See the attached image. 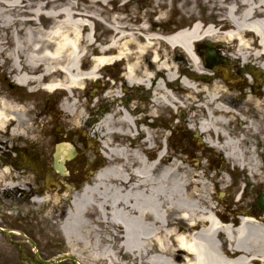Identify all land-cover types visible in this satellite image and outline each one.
<instances>
[{
  "label": "bare ground",
  "instance_id": "obj_1",
  "mask_svg": "<svg viewBox=\"0 0 264 264\" xmlns=\"http://www.w3.org/2000/svg\"><path fill=\"white\" fill-rule=\"evenodd\" d=\"M120 1L126 6V0ZM157 1V7L160 8L161 3ZM103 2L106 3L107 0H96L95 3L101 5ZM208 2L213 3L214 10L224 12V19L217 23L218 29L214 26L203 27L197 23L194 28L166 39L157 32L159 20L152 26L143 25L142 33L134 34L122 30L118 23L119 17H116L112 27L113 37L108 45H101L91 40V34L85 39V32L91 30L90 17L75 13L70 7L61 5L59 0H0V27L13 44L8 57L12 65L10 73H15L12 82L36 92L41 86L51 94H70L64 103V111L77 118L79 90L84 88V84L99 77L98 72L102 68L126 61V87L154 88L150 115L155 117V123L158 124L163 107L178 109L177 103L181 102L172 91L175 89L178 71L168 63V53L160 56L156 45L166 43L173 49L180 48L201 75L196 77L189 74L186 79L181 78L184 86L192 92L189 96L193 101L189 106L188 120L193 123L191 126L197 131L198 138L202 135L206 144L222 151L234 166L251 173L253 179L264 182V141L258 140L255 135L261 126L247 119L245 114H240L239 108L236 110L231 107L230 96L227 92L224 95L223 89H231L230 86L225 82H218L215 75L210 79L204 76L208 73L202 66V59L199 58L201 55L198 51L195 55L191 46L196 45L198 50L197 42L208 40L212 50L216 51L220 38L224 37L238 44L237 56L241 62L262 60L264 0ZM12 11L22 12L23 16L16 18ZM93 13V17L99 16L96 11ZM252 33L258 41L257 49L253 47L251 39H247ZM77 42L80 45L85 43V49H93L98 54L92 71L88 73H85V66L79 64ZM1 51L3 52V48ZM218 58L221 63H228L221 56ZM260 68L264 70V60L260 63ZM255 73L260 71L256 70ZM164 74L166 77L161 78ZM197 78L214 84L212 91L209 88L202 89L205 97L200 103L197 98L202 95V90L190 80ZM257 91V88L254 89L253 94L256 95ZM193 93L196 95L194 98ZM120 96V87L116 85L112 97L116 107L114 116L120 115L118 122L114 121L113 115H108L106 123H100L95 132L102 139L104 156L110 161L119 159L121 162L98 173L90 187H84L79 195L75 194L62 221L52 214L48 217L62 231L72 254L78 257L81 264L264 263L262 219L257 220L250 211L241 212L243 216L238 219L239 222L236 213L231 214V217L222 215L210 199L211 189L205 182L206 176H198L177 161L169 162L164 143L159 151L156 150L153 161L141 149L130 150L127 146L113 144L111 137L116 134L126 137L130 142H136V134L141 130L145 134L144 150L154 153V139L160 138L159 130L153 133L146 126L138 127V123H146V119L142 117L144 107H141L140 115L132 109L118 110ZM242 97L244 99L247 96L242 94ZM199 118L200 121H197ZM235 123H238L239 132L243 136L234 137L228 132V127L234 128ZM32 127L28 108L15 105L8 98L2 97L0 147L8 146L13 140L28 137ZM248 133L258 142L256 147L250 145L247 153L242 146ZM7 137L10 138L8 141ZM40 140L35 138L33 143ZM62 142H55L56 161L62 163L64 171H67L66 162L70 159L73 148H76ZM17 152L20 157L24 154L26 160L29 158L26 151L17 149ZM56 171L59 173L57 169ZM24 180L14 171L4 169L0 172V195L2 191L18 192L22 183L31 186V177H24ZM52 180L48 179V186ZM225 182L227 183L223 179L222 183ZM40 192L36 190L37 194ZM56 196L58 195L42 199L36 196L32 202L35 205L55 203ZM230 222H238V227L234 229L228 224ZM99 227L107 229L104 250L97 232ZM194 229L198 230L193 233ZM8 231L20 235V232L13 229ZM74 243L80 247L79 253ZM0 253L7 254L1 243Z\"/></svg>",
  "mask_w": 264,
  "mask_h": 264
},
{
  "label": "rangeland",
  "instance_id": "obj_2",
  "mask_svg": "<svg viewBox=\"0 0 264 264\" xmlns=\"http://www.w3.org/2000/svg\"><path fill=\"white\" fill-rule=\"evenodd\" d=\"M126 1L127 4L124 6L123 1L120 0H107L101 5L96 4V0H59L61 5L70 7L75 13L87 14L90 17L88 19L91 22V30L85 32V39L91 34V40L101 45H108L113 37L114 30L112 27L116 17H119L120 22L118 21V23L122 30L134 34L142 33L143 25L152 26L159 20L160 26L156 29L158 34L164 37L181 28L192 26L196 21H201L206 25L212 24L218 29V21L224 19V12L214 10L212 8L213 3L208 2V0H159L160 8L157 7V0ZM93 11L99 15L97 18L92 16ZM12 13L16 18L23 16V13L19 11H12ZM247 39H251L253 47L257 49L256 38L251 35ZM219 41L221 42L217 49L223 53L225 58H228V63H222V68L213 74L211 70L205 67V51L209 47L207 43L201 42L198 46V53L202 56V66L206 73L217 76L218 82H225L230 86L231 89L228 87L223 89L224 95L227 92L230 96L231 107L236 110L239 108L240 114H245L247 119L261 126L260 131L254 133L259 140L261 139L260 136L264 135V91L258 89L256 95L253 94V91L254 85H264L261 76L255 73L256 70L260 71V63L264 58L257 61L250 59L249 63H243L237 56L239 53L237 43L230 42L224 37L220 38ZM1 48H3V52ZM76 48L80 58V66H85V71L91 69L98 54L94 53L93 49H85V43L80 45L77 42ZM156 48L161 57L168 53V63L176 67L178 74L201 76L182 49H173L166 43H158ZM12 49L13 44L10 37L8 40L0 27V101L2 97L8 98L15 105L27 107L33 127L28 137L13 140L8 146L2 145V148L0 147V172L7 168L14 171L23 180L24 177H31L32 180L31 186L22 183V188L18 192H1L0 243L1 247H5L7 254H4L5 252L0 253V264H81L78 257L73 255L67 246L62 231L58 229L56 224H52L48 217L52 214L62 221L72 197L75 194L79 195L84 187H90L97 172L100 173L104 169L121 162L119 159L110 161L100 153L102 142L99 141L100 137L95 130L100 123H106L108 115L114 116L116 113L112 97L116 86L113 84V78H121L119 73L125 72L127 62L107 66L98 72L99 77H96V80L87 81L84 84V88L79 90L78 117L74 118L64 111V107L60 103L63 100L62 97L68 96V93L51 94L42 90L41 86V90L39 88L37 92H30L27 87L18 86L12 82L15 73H10L12 65L8 58ZM134 50L132 49V51ZM238 71L255 73L257 80L252 74H249V78H247L242 76L244 73L238 74ZM204 76L207 79L214 77L208 74H204ZM165 77L166 74L161 76V78ZM236 77L240 80L234 82L233 79ZM190 80L198 84L200 90L203 88L213 90L214 84L209 80L205 82L198 78L197 80ZM46 82L48 83V81ZM174 88L172 91L176 93L181 103H177L178 109L174 110L163 107L158 124L155 123V117L150 115L152 111L151 91L142 89L140 97L143 101L149 100V103H145L142 116L146 119V123H138V127L146 126L153 133L159 130L160 138L155 137L154 139V153L144 150L145 134L141 130L136 134L138 136L136 142H130L126 137L116 134L111 137L113 144L127 146L130 150L141 149L144 151V155L153 161L156 158V150L159 151L166 141L168 145L166 157L169 162L177 161L181 166L188 167L191 172H195L198 176H206L205 182L211 189L210 199L213 201V205L219 208L222 215L231 217V214L234 213L239 215L241 212L250 211L257 220L264 218V213L259 211L256 205L259 195L264 193V182L253 179L251 173L236 165L234 166L230 160L224 157L222 151L202 143V135L199 138L196 137L197 131L191 126L193 123L188 120L189 106L193 101L189 99V96L192 95V92L182 84L180 79L175 82ZM133 91L134 94L137 93L135 90ZM134 94L125 98L126 101L121 94L118 98L120 101L119 111L125 108V104L131 103L135 109L139 107L140 102L137 101L139 99ZM201 94L197 98L199 103L203 102L205 97L203 90ZM242 94L247 97L243 99ZM195 96L193 93L192 97ZM135 98H137V102L132 101ZM119 116H114L116 123ZM200 118L197 121H200ZM239 131L238 123H235L234 128L228 127V132L232 133L234 137L243 136ZM35 138L41 140L36 141L35 144V142L33 143ZM9 139L6 138L7 141ZM257 139L249 133L246 134L242 146L246 152L250 149V145L256 147ZM41 141H43L42 145ZM57 141H63V144H72L78 151V156L75 159L67 160V176L64 177L54 169L57 148L55 142ZM17 149L21 152L26 151L25 153L29 158L26 160L25 155L20 157ZM246 157L249 158L248 154ZM48 179H53L49 186L47 185ZM223 179L227 183H222ZM36 190L41 192L37 194ZM56 194L58 196L55 198L57 199L55 203L35 205L32 202L36 196L42 199ZM64 204L66 205L62 208ZM11 229L20 232V235L12 234L8 231ZM97 232L101 248L104 250L107 229L99 227ZM32 241L33 243H31ZM74 246L79 253L80 247L76 246L75 243ZM67 254L71 255L72 258H63Z\"/></svg>",
  "mask_w": 264,
  "mask_h": 264
},
{
  "label": "water",
  "instance_id": "obj_3",
  "mask_svg": "<svg viewBox=\"0 0 264 264\" xmlns=\"http://www.w3.org/2000/svg\"><path fill=\"white\" fill-rule=\"evenodd\" d=\"M207 45L209 47L211 46L209 43H207ZM205 54H206V59L208 61L207 63L208 68L213 69L215 66L220 65L218 54L215 51H213L212 49H209L205 52ZM74 156H75V152L73 153L72 157ZM55 168L58 169L62 175H64L63 167L57 161L55 163ZM258 206L262 211H264V199L262 195L258 199ZM69 258H72V257L70 256Z\"/></svg>",
  "mask_w": 264,
  "mask_h": 264
},
{
  "label": "flooded vegetation",
  "instance_id": "obj_4",
  "mask_svg": "<svg viewBox=\"0 0 264 264\" xmlns=\"http://www.w3.org/2000/svg\"><path fill=\"white\" fill-rule=\"evenodd\" d=\"M120 74V73H119ZM116 80V83H117V85H119V87H120V91H121V93H122V96H124L123 98H124V100L126 101V99L125 98H127L129 95L131 96L132 94H134V91L133 90H135L137 93L136 94H134V95H136V97L139 99V100H137L138 102H140V105H139V107H137V109H136V111L138 112L137 113V115H140L141 114V107H145L144 105H145V103H148V101H143V99H141L142 97H140L141 96V94H142V89L140 88V87H135V88H133V87H128V89L126 90L125 89V87L127 86V85H125V83L123 82V81H121L120 80V78H118V79H115ZM133 97V96H132ZM132 97H131V99H132ZM136 98V99H137ZM115 106V105H114ZM125 106V108L127 109L128 108V106H129V104H125L124 105ZM129 109H132L133 111H135V109H133V108H129ZM99 140H100V138H99Z\"/></svg>",
  "mask_w": 264,
  "mask_h": 264
}]
</instances>
